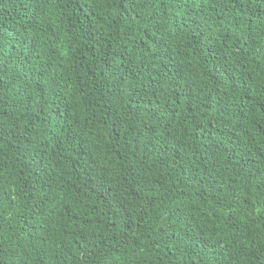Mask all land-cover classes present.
<instances>
[{
  "label": "trees",
  "instance_id": "1",
  "mask_svg": "<svg viewBox=\"0 0 264 264\" xmlns=\"http://www.w3.org/2000/svg\"><path fill=\"white\" fill-rule=\"evenodd\" d=\"M0 264H264V0H0Z\"/></svg>",
  "mask_w": 264,
  "mask_h": 264
}]
</instances>
